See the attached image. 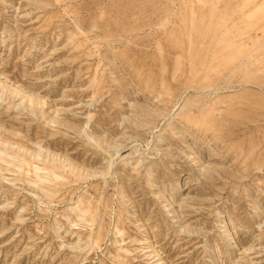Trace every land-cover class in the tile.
Returning <instances> with one entry per match:
<instances>
[{"label":"rangeland","instance_id":"obj_1","mask_svg":"<svg viewBox=\"0 0 264 264\" xmlns=\"http://www.w3.org/2000/svg\"><path fill=\"white\" fill-rule=\"evenodd\" d=\"M0 264H264V0H0Z\"/></svg>","mask_w":264,"mask_h":264}]
</instances>
